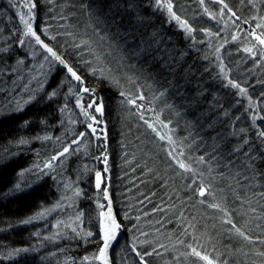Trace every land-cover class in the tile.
<instances>
[{
	"label": "trees",
	"instance_id": "16d2710c",
	"mask_svg": "<svg viewBox=\"0 0 264 264\" xmlns=\"http://www.w3.org/2000/svg\"><path fill=\"white\" fill-rule=\"evenodd\" d=\"M23 2L24 0H0V49H6L0 51V108H4V111L0 110V155L8 158L5 161L7 166L0 169V192H9L16 182H20L24 189L23 193L0 195V264H79L84 256L96 252L102 242L99 239L98 192L94 176L96 171L103 172L105 155L109 168L105 173L108 176V192L113 212L122 225L121 234L109 252L113 264H138L139 257L132 251L134 242L141 253L157 248L160 255L154 253L145 257L149 264H188L183 257L176 260L179 253L187 249L182 245H173L178 238H185L181 235L182 227L187 226L189 221L196 225L199 243L212 252L213 256L218 252L221 254L220 259H227L229 264H262L264 257L254 253L256 249L264 251V245H260L258 241L255 245H249L235 235L229 236L225 229L230 226L221 225L218 219L222 214L198 203L200 197L189 188L191 178L176 175L179 170L175 166L168 167L170 161L164 151L167 144L159 141L138 116L132 114L135 112L134 108L121 104L124 98L120 96V91L130 87L134 89V86L129 85L127 76H140L144 70L153 72L148 65H144L142 58L130 53L141 40L156 33L161 49L167 50L172 57L169 63L178 62V74L174 78L166 69L157 70L150 78L142 77L139 84L149 99H152L154 93L158 94L163 88H168V95L155 101V105L158 109L164 108L165 103L174 106L175 111L164 108L162 118L172 120L171 126L176 129L175 137L188 134L189 121L195 122L193 112L196 116L207 112L204 119L195 122V127L190 130L194 135L199 132L209 144L211 137L217 136V133L227 136V141L218 151L228 150L245 138L248 139L249 143L244 145L242 151L234 153L228 159L235 161L233 171L239 167L242 174L250 178L242 180V183L253 185L247 191V198H251V206L257 212L246 215L234 212L233 216L242 227L245 221L248 222L245 230L251 229L249 235L264 237V221L255 219L257 215L264 213V208H261L264 197L253 195L254 192L264 191V176L252 178L253 170L243 168L246 160L243 151L250 149L252 154H260L258 150L264 147L256 135L258 131H264V119H260L264 117V62H260L259 57L254 61L242 51L240 41H232L230 37L233 34H229L230 31L223 32L221 23L205 15L204 8L197 0H173L177 14L195 29L191 36L182 31L175 20H170L165 10L157 9L155 0H121V3H130L133 7L126 13L121 9L123 20L115 25L107 14L100 12L99 0H55L53 4L38 0V7L34 10L36 19L33 21L34 27L39 25L36 29L38 34L72 64L83 77V86L94 90V94L90 95L92 100L104 105V115L101 118L105 123V132L100 140L95 141L85 125L73 117L70 108L73 100L71 95L74 93L69 94L66 83L57 85V80L65 77L68 78L67 81L74 82L66 70L51 63L54 71L50 72L51 75L45 74L44 81L47 83L44 85L34 64H38L43 55L38 54L37 59L32 61L19 43L24 36L18 13L23 12L24 7L13 5ZM225 2L241 20L250 19L253 15H264V4H257L260 10L257 13V8L251 5L249 7L241 0ZM209 5L214 12L221 8L212 1L208 2L207 7ZM69 13L72 14L71 24L74 27H60L66 21L59 17ZM241 20L236 23L242 24ZM251 23L254 25L255 21ZM242 25L244 30L249 28L247 24ZM44 27L48 28L49 35L57 37L56 40H49L43 35L40 29ZM203 30L218 35L206 36ZM66 31L77 34L78 39L90 38L92 47L98 51L111 52L106 57L107 65L111 66L113 75L121 84L118 86L114 79L103 78L99 73L90 74V67L78 56L80 50L72 47V37L63 35ZM218 47L219 52L216 51ZM217 56L226 66L229 78L247 88V96H241L237 89L225 86L227 81L220 75V60ZM93 66H96L95 63ZM181 70L190 73L186 84ZM105 76H108L107 72ZM177 81L182 85L180 91L183 95L175 94L173 86ZM75 83L78 85L75 95L77 96V92L82 95L80 89L83 86L76 81ZM149 84L152 85L151 88L148 87ZM12 89L15 90L11 91ZM53 90L58 95L51 100L44 99V94ZM197 90L203 92V95L197 97L201 103L188 104L187 101L196 95ZM32 93L36 94V100L25 105L22 112L15 111L12 104L16 101L24 103ZM85 95L89 93L83 94ZM68 98L70 101L66 102ZM225 112L228 114L225 115ZM253 117H256V127H253ZM25 120L29 121L27 127L23 126ZM210 121L215 122L214 127L207 129L206 125ZM240 129L245 131L240 132ZM233 132L235 135H230ZM79 133H84L81 142L78 147L76 144L72 145V148L78 150L60 157L54 162L56 167L52 170L45 169L48 174L40 173L38 179L33 166H42L66 144L80 138ZM37 136H51L52 139L41 140ZM21 138L27 143L18 145L16 141ZM204 147L201 142L200 151L194 155L203 154ZM99 155L102 163L97 160ZM30 168L33 172L26 171ZM255 169H264V160L257 161ZM21 171L25 172L23 177L18 175ZM216 172H228V169L219 167ZM224 183L226 182L220 181L217 187L224 186ZM231 183L235 185V180ZM76 188L81 190L80 196L73 195ZM240 193L245 194L243 189H240ZM65 196H71L72 199H64ZM204 199L211 198L206 196ZM57 202L64 207L52 211L44 218L33 220L30 224L20 223L46 208H52ZM248 206L245 204L241 208L238 201L233 202L229 197L230 210L236 208L243 213ZM157 207L164 210L154 211ZM181 212L183 217L180 216ZM78 213L83 214L81 222H78V227L77 224H73V227H77L82 235L87 231L94 233L87 242L76 236L70 228L64 227V224H71ZM125 213L132 219H125ZM136 216L140 217L139 221L135 219ZM60 220L64 224L59 228L54 227ZM257 224L261 227L257 228ZM57 232L60 233L58 236L55 235ZM36 233L40 235L37 236ZM141 241L145 243L141 244ZM188 242H192L190 238L186 240ZM161 244L166 245V248L159 247ZM19 248H28L29 251L9 255Z\"/></svg>",
	"mask_w": 264,
	"mask_h": 264
},
{
	"label": "snow or ice",
	"instance_id": "6c2138e0",
	"mask_svg": "<svg viewBox=\"0 0 264 264\" xmlns=\"http://www.w3.org/2000/svg\"><path fill=\"white\" fill-rule=\"evenodd\" d=\"M47 3L53 4L55 0H46ZM214 3L221 5V8L218 13H212L209 11L207 7H205V0H199V3L202 7H204V12L209 15V18L215 19L216 15H219L221 19L225 17V10H227L230 15L228 16V20H232L235 17V20H241V17L234 12L229 5L225 2V0H213ZM243 3L244 0H241ZM247 3L250 4L253 8H257V4H264V0H247ZM14 7H26L27 12H19V19L21 24L23 25V36L24 37H31L35 44L38 45L46 55L43 57L45 61L49 63L55 62L56 64L63 67L66 70L68 76L71 77V80L78 82L80 85H84L85 81L83 77L78 73V71L70 64L64 56L48 43L45 42L44 39L41 38V35L38 34L37 28L39 25L34 27L33 21L36 19L34 15V10L38 7V0H24L23 4L20 5H13ZM81 7H92V5H81ZM99 10L101 13L107 14L110 18L112 24H118L121 20H123V13H126L129 9L133 7L132 4H123L121 0H111V2H106V0H99ZM155 7L160 10H165L167 12L168 17L170 20H175L176 23L189 35L195 31V29L184 19L181 18L180 15L174 10V3L173 0H155ZM123 9V13L121 12ZM259 9L257 8V13H259ZM71 13L68 15H61L59 18L65 20V24H61L60 27L63 28H70L74 27L71 24ZM251 21H257L254 25ZM242 24L249 25V29L245 30V41L247 43L243 47L242 51L248 54L254 61L256 60L257 55L259 56L261 61H264V15H253L250 19L241 20ZM227 22H225V27H227ZM239 28V25H236ZM45 37L49 40H56L55 35H49L48 28L44 27L40 29ZM127 31V29H125ZM206 36H213L218 35V33H213L209 30H203ZM63 35H67L72 37V47L74 49L80 50L78 52V56L82 59V62L90 67V74L92 75H99L103 78L114 79L115 83L119 86L121 81L116 79L113 75V69L110 65H107L106 57L111 55V52H101L97 49L92 47V41L90 38H83L80 37L78 39L77 34H74L72 31H66ZM134 38V37H133ZM250 38V39H249ZM232 41H237L239 37L237 35H232L230 37ZM78 41V42H77ZM253 41L255 43H253ZM203 42V41H201ZM21 45L24 44V40L21 39L19 41ZM227 43V39L225 40ZM223 45H221L222 47ZM257 48L259 51L257 52ZM0 51H6V49H0ZM217 52L220 51L218 47L216 49ZM130 55H134L137 58H142L144 65H148L149 68L153 69V72H148L146 70L141 72L140 76L136 75H129L127 76V80L129 85L134 86L133 88H128L126 90L120 91V96L124 99L121 101V104H126L131 106L135 109V112L132 113L133 115L138 116V118L143 122L147 129L151 130V133L155 135V137L162 142L167 144V148L164 149L166 152V156L170 163L168 164L169 168L175 166V169L179 171L176 172V175L181 176L182 178H191L189 188L192 189L193 193L200 197L198 203L201 205H205L208 209L213 210V212L221 213L218 217L219 222L221 225H229L225 231L228 233L229 236L235 235L236 237L241 238L243 241H246L249 245H255L258 241L260 245H264V237L261 236H252L249 235L251 229L246 231L245 229L248 228V222L245 221L244 226H240L235 221L233 213L235 212L237 215H246L248 213H256L257 209L252 207L251 198H247V191L253 187L251 183L248 185H244L242 180H249L250 178L246 174H242L241 169L238 167L235 171H233V165L235 161L229 160L228 157L232 156L234 153H239L242 151L244 145L249 143L248 139L245 138L241 143L237 145H233L228 150H221V145L227 141V136L221 135L217 133V136L211 137V144L208 141L203 140V137L200 136V133L197 132L195 135L190 130L191 128L195 127V122H200L204 119V117L208 114L207 112H201L199 116L195 115L193 112V116L195 117V122L189 121V130L188 134L183 137H175L174 133L176 129L172 127V120L171 119H164L162 118L164 115V108L174 110V106L171 104L165 103L164 108L158 109L155 105V101L160 100L162 97H166L168 95V88H163L158 94L154 93L152 99H149L148 96L145 95L144 88L139 84V80L144 78H150L153 73L157 70H164L166 69L170 74L175 76L178 74V62L176 64L169 63L172 57L167 53V50H162L158 40L156 39V33L152 34V37L141 40L139 44H136ZM167 56V59L165 57ZM217 59L220 60L219 69L220 75L224 80L227 81L225 85L230 86L233 89H237L241 96H247V88L243 87L240 83L234 81L233 79L229 78L228 72L226 71V66L224 65L223 61L219 56ZM23 63V61H20ZM95 63L96 66H93ZM41 68L44 67L43 64L40 65ZM143 69V65H141ZM118 71V70H117ZM183 74V82L186 84L189 82L190 73L188 71H184ZM105 72L108 73V76H105ZM70 83V81H69ZM149 88L152 87L151 84L148 85ZM175 88V94L183 95V92L180 91L182 85L179 81L173 86ZM73 89L69 88V92L71 93ZM80 92L89 93V95L94 94V90L89 89L86 86H83L80 89ZM77 98V106L80 108L83 115L93 122V124L100 123L98 118L90 113L88 109H93L94 111L99 113L101 116L104 115V105L103 103H97L95 99H93L90 103H88L87 107H85L81 100L83 99L82 96L79 95V92L76 93ZM58 95L57 91L53 90L51 92L44 94V99L51 100L52 98ZM203 95L201 90H197L196 95L191 96V98L187 101L190 105H196L201 103V101L197 98L198 96ZM36 94L32 93L29 95L27 99L24 100V103L21 104L20 101H16L15 111L22 112L24 106L36 100ZM251 100L249 102V107H251ZM11 111V110H10ZM63 112L64 109H61ZM150 113V116L146 114ZM178 114V113H177ZM225 115L228 113L225 112ZM238 119V117H237ZM260 119H264V117H260ZM256 117H253V127L255 125ZM29 121H24V127H27ZM214 121L208 122L206 125L207 129H212L214 127ZM92 130V133H96V128L89 125ZM240 132H244V129H240ZM230 135H235V132L230 133ZM256 135L260 138L261 145H264V131H258ZM78 136L83 137L84 133H79ZM219 137V138H217ZM37 139L41 140H51V136H43V137H36ZM99 139V137H97ZM59 139V138H57ZM201 142L204 147L203 154L194 155L195 152L200 151L201 149ZM18 145H22L27 143V141L23 138L16 141ZM73 144H79V139H73L70 144H66L58 153L51 156L49 160H46L44 164L41 166L40 164L34 165V172L37 175V178H40V173H44L47 175L48 173L45 172V169L52 170L56 167L55 161L59 160L60 157H66V154L75 153L78 149L72 148ZM260 154H252L251 150L243 151V156L246 157V160L243 162V168L253 170V177L257 176H264V169L256 170L255 165L256 162L259 160H264V147L258 150ZM7 157L0 155V169L6 167L7 164ZM104 164L105 167L103 172H108L109 168L107 166V155L104 156ZM63 163V161H61ZM200 166V167H197ZM224 167L228 169V172H216V168ZM206 169V170H205ZM28 172H33V169H27ZM215 173V174H214ZM186 174V175H185ZM20 177L25 175L24 171H21L18 174ZM105 177L102 176L101 171L95 172V187L98 192L101 190V185L105 181ZM232 180H235V185L231 183ZM220 181H225L224 186L217 187V184ZM192 185H195L192 188ZM67 187V186H66ZM240 189H243L245 194L241 195ZM23 187L20 182H16L14 186L9 190V192H0V195L7 196L9 194L15 195L16 193H23ZM74 196H80L81 190L76 188L73 190ZM253 195H259L264 197V191L259 193H253ZM210 197V200L204 199V197ZM233 202H239V206L242 208L245 204L249 205L247 209L244 210L243 213L239 212L236 208L229 209V197ZM64 199L71 200V196H65ZM103 199L107 201V205L100 203L99 200L97 201V208L99 209L98 213V223H99V239L102 240V244H100L96 250V252L92 253L91 255L84 256L79 264H113V261L109 254V249L112 248L113 241L117 240L118 233L122 227L121 223L118 222L116 215L113 212L112 207V200L109 196L108 188H103ZM259 203V201L257 202ZM64 207L61 203L57 202L52 208H46L36 215L25 218L20 223L22 224H30L33 220L44 218L47 214ZM261 208H264V204H261ZM155 210L163 211L164 209L157 207ZM82 213H78L75 217V220L71 224H64V221L60 220L57 221V224L54 227L59 228L61 224H64V227L70 228L76 236L84 239L87 242L89 237H92L94 233L92 231L83 232L77 230L78 222H81ZM180 216L183 217V212L180 213ZM125 219H132L125 213ZM211 218V217H210ZM135 219L137 221L140 220L139 216H136ZM187 219V218H185ZM255 219H264V213L257 215ZM192 220H195V217H192ZM73 224H77V227H73ZM215 228V225H213ZM257 228L261 226L259 224L256 225ZM191 229V231H190ZM60 233L57 232L55 235H59ZM37 236L40 233H36ZM143 235H147V233H143ZM181 235L184 236V239L178 238L176 244L182 245L187 251H181L179 256L176 257V260L179 261L181 257L184 258L188 264H229L227 259L221 260V254L217 252L215 256L212 255V252H209L205 246L199 243V237L196 235V225L191 221L188 222L187 226L182 227ZM45 239H53V237H44ZM190 238L192 242L186 243V240ZM211 240V237H209ZM144 241H141V244H144ZM161 248H166V245H159ZM28 248H19L15 249L14 252L9 253V255H18L21 252H28ZM132 251L135 252V255L139 257L138 264H149V262L145 259L147 256H152L154 253L156 255H160L157 251V248L153 247L151 251L145 250L143 253L138 251L135 247V242L132 246ZM216 249L213 247V252ZM247 255V253H244ZM256 256L264 257V251L259 249L255 250L254 253ZM264 264V262H262Z\"/></svg>",
	"mask_w": 264,
	"mask_h": 264
},
{
	"label": "rangeland",
	"instance_id": "374dc122",
	"mask_svg": "<svg viewBox=\"0 0 264 264\" xmlns=\"http://www.w3.org/2000/svg\"><path fill=\"white\" fill-rule=\"evenodd\" d=\"M198 2H199V0H197ZM213 2V0H205V7H207V4H208V2ZM246 2H247V0H244V2H243V4H245V5H248L249 7H251L250 6V4H246ZM199 5H200V3H199ZM261 5V4H260ZM201 6V5H200ZM221 6V5H220ZM202 7V6H201ZM209 7H211V5H209L207 8L209 9V11L210 12H212V13H218L219 12V10H220V8H219V10L217 11H212L213 9L211 8H209ZM204 8V7H203ZM23 12H27V8L26 7H24V10H23ZM205 13V12H204ZM205 15H207L208 17H209V15L208 14H206L205 13ZM230 15V13H228L227 12V10H225V17H224V19H221V17L219 16V15H216V22L217 21H219V23H221V27H222V31L223 32H228V31H230L231 33H229V34H233V35H237L238 37H239V41H240V44H241V46L242 47H244L245 46V44L247 43V41H245V39H244V37H245V30L243 29V25L242 24H238V23H236L237 22V20H235V17H233L232 18V20H228V16ZM211 20H213V19H211ZM225 22H227V27H225ZM257 21H255V23H256ZM177 24V23H176ZM178 25V24H177ZM236 25H239L240 27L239 28H237L236 27ZM178 27L182 30V31H184L179 25H178ZM249 29V28H248ZM247 30V29H246ZM250 39V38H249ZM23 40H24V44L22 45V48H24V51H25V54L27 55V57L29 58V59H31L32 61H34L35 59H37V57H38V54H42L43 55V57L46 55V53L43 51V49H41L38 45H36L35 44V41L31 38V37H23ZM253 43H255L254 41H253ZM259 51V49L257 48V52ZM43 57H42V60L41 61H39V63L38 64H36V63H34L35 64V70H36V73H40V74H37L39 77L41 76L42 77V81H43V84L45 85L47 82L46 81H44V79L46 78V77H44L45 76V74L46 73H50V72H53L54 71V69H52V66H51V63H49L48 61H45L44 59H43ZM257 57H259L258 55H257ZM260 62H264V61H260ZM41 64H43L44 65V67L43 68H41L40 67V65ZM52 65H57L55 62H52ZM53 68H55V67H53ZM43 70H44V72H43ZM52 73H50L49 75H51ZM65 76H67V74H65ZM38 77V78H39ZM50 76H48V78H49ZM66 79H68V78H63V79H59V80H57V85H59V86H61V85H64L65 83L67 84V86H68V91H69V88H71V89H73V91L70 93L69 92V94L71 95L72 93H74V95L72 94L71 96H72V105H71V108H70V110H71V112L73 113V117L75 118V119H79L84 125H85V129L86 130H88L89 132H91V134L93 135V137H94V140L95 141H97V140H100V138H101V136L104 134V132H105V123H104V120L101 118V115L99 114V113H97V112H95L97 115H95L94 113H93V110L92 109H88V111L90 112V113H92L93 115H95L97 118H98V120L100 121V123H96V124H93V122L91 121V120H88L84 115H83V113L81 112V110H80V108L77 106V103H76V101H77V98H78V96H76L75 95V92H76V90H77V84L75 83V81L74 82H71L70 81V83H69V81H67ZM68 82V83H67ZM78 83V82H77ZM15 89H12L11 91H14ZM11 91H10V95H11ZM83 94H85L84 92H82V95H80V96H82L83 97V99L81 100V103L85 106V107H87V105H88V103H90L91 101H92V97H90V95H85V96H83ZM68 100L70 101V99L68 98L67 99V101L66 102H68ZM20 103L21 104H23L22 103V101H20ZM13 107H14V109H15V105H16V102H14L13 104ZM94 109V108H93ZM0 110L1 111H4V108H0ZM6 110H8V111H10V110H13V109H6ZM68 115H70V113L68 114ZM89 125H92V127H94V128H96V133L95 134H93L92 133V130H91V128L89 127ZM97 137H99V139L97 138ZM79 139V143L81 142V137L80 138H78ZM79 145V144H78ZM78 145L76 144V146L78 147ZM98 161H100L101 163H102V158H100V155L98 156V159H97ZM102 173V176H104L106 179H105V181H104V183H102V185H101V190L98 192V190H97V192H98V200H99V202L100 203H103V204H105V205H107V201L106 200H104L103 199V188L104 187H109L108 185V176L105 174V172H101ZM95 183H96V181H95V176H94V185H95ZM98 213H99V209H98ZM259 220H263L264 221V219H259ZM120 234H121V229H120V231H119V233H118V236H117V240H118V238H119V236H120ZM117 240L116 241H113V244H112V246L117 242ZM101 242H102V240H100ZM111 249V248H110ZM110 249H109V252H110Z\"/></svg>",
	"mask_w": 264,
	"mask_h": 264
}]
</instances>
